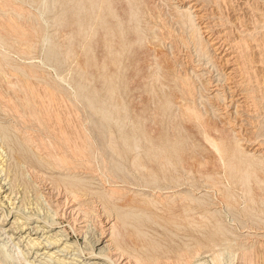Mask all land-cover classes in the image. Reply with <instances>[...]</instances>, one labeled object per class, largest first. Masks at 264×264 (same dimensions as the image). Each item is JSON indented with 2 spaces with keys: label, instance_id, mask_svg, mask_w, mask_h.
<instances>
[{
  "label": "rangeland",
  "instance_id": "obj_1",
  "mask_svg": "<svg viewBox=\"0 0 264 264\" xmlns=\"http://www.w3.org/2000/svg\"><path fill=\"white\" fill-rule=\"evenodd\" d=\"M25 1L0 0V53L3 55L0 54V182L4 181L2 184L8 183L12 190L15 189L12 194L17 208L20 205V209L25 212L57 217V225L64 224L72 237L71 241L81 247L86 244L84 240L95 242L98 237L101 238L102 233H108L109 237L111 230L115 231L110 244L118 245L119 250L114 249L111 254L110 260L113 263L109 260L106 264H264V0H199L204 6V20L210 21L213 28L216 26L214 29L217 34L221 31L220 34L225 35V47L237 43L236 49H229L230 53L236 50L235 53L239 55L241 52L240 62L246 63V67L245 64L241 66L245 67L248 75L245 69L241 75H237L239 83L243 81L241 84L244 86L240 84L242 90L239 91L244 90L246 94L252 89L256 94L251 91V94L247 93V102L250 103L246 102L245 107L236 104L229 107L230 121H233L234 127L238 126L235 128L238 129V137L234 134L236 130H231L228 118H223V122L216 121L217 125L225 129L229 155H232L236 147L235 139L239 138L243 148L259 157L258 162L248 158L247 154L234 152L237 156L233 160L234 168L225 167L218 160L198 124L183 118L181 108L176 109V105L167 106L159 99L165 98L169 90L176 89L179 94L178 87L185 85L181 81L190 79L189 85L195 84L196 89L194 94H188L189 101L206 111V117L219 112L214 107L223 106L221 100H210L207 97V92H211V89H207V78L210 76L207 77V73L214 72L217 78V71H209L202 77L192 72V67L196 69L200 63L207 61L206 55L202 54L205 46L195 43L194 31L181 27L175 21L178 15L172 0H169L170 3L168 0H131L138 13L135 17L130 15L128 0H122L123 4L120 0H114L115 12L119 14L123 28L131 33L127 41L133 42L136 39V17L142 29L140 33H145L142 36L146 38L141 45L136 43L134 47L127 46L116 62L117 67L110 54L111 50L105 45L104 30L91 18L88 4L81 14L80 24L73 14L76 0H73L75 4H70L69 0H46L48 4L43 0H27L29 3L26 1V4L23 3ZM47 6L49 11L46 10ZM40 13H45L43 16L47 18H42ZM60 13L63 16L58 25L59 20L53 18ZM109 19L115 27L114 34L119 33L120 28L116 27L118 19L115 16ZM53 21L57 24H53ZM6 28L10 31L9 35ZM17 29L23 31V35ZM70 31L74 42H70L66 34ZM94 32H97L96 36H93ZM188 32L192 34V39ZM25 33H29V36ZM47 33L48 38H45ZM241 38L246 41L243 42ZM69 42L72 46L68 45ZM238 42H241L240 45ZM115 45L122 46L120 42ZM247 49L249 51L246 52ZM49 51L53 53L50 55ZM154 55H159L158 60L167 66L169 63L171 68L168 74L164 72L166 77L163 74L159 80L153 79L156 69L153 65L156 60ZM178 61L185 65L181 66L183 73L173 68ZM105 64L109 69L104 70ZM139 64L142 69L136 72V65ZM83 68L87 73L83 72ZM111 74L119 81L114 95L111 94ZM245 76L250 77L249 82ZM25 79L29 80L28 83ZM191 80L193 82L190 84ZM177 93L174 96L176 99ZM85 95L92 99L97 108L109 109L112 107L109 105L118 102L119 111H112L108 118H102L99 112L93 110ZM251 95H255V102ZM139 118H145L143 121L145 124L147 122L152 135H162L161 138H155L157 144L163 145L166 142L169 145L168 151L176 148L172 153L173 158L182 155L186 160L185 165L177 163L176 167L169 169L171 166L160 164L154 153L148 151V142L143 139L140 141L143 146L136 149L138 138L134 136L131 124L136 121L139 124ZM111 132H114L116 148L112 144ZM136 132L140 133L139 130ZM213 134L218 136L216 131ZM257 146L258 150L255 149ZM136 153L141 154L146 169L133 164ZM240 155L247 157L255 167L247 168L240 160ZM64 156L70 163H65L67 160H64ZM151 156L153 161L149 160ZM174 161L177 162L176 159ZM112 188L118 192L114 196L103 197ZM172 188L177 189L173 194L172 191L164 192ZM74 193L78 195L74 196ZM71 203L74 204L70 206ZM75 207L72 211L71 208ZM114 208L129 214L118 216L119 211L116 212ZM20 215L24 220V215ZM37 220L31 219V225L43 224ZM112 224L116 226L111 228ZM117 230L122 236H118ZM0 237V243L6 244V251L14 253V256L22 248L25 249L24 241L15 244L18 238L13 241L9 236ZM77 255H81V259H94L86 258L76 248L67 257L72 259L74 256L75 261Z\"/></svg>",
  "mask_w": 264,
  "mask_h": 264
},
{
  "label": "bare ground",
  "instance_id": "obj_2",
  "mask_svg": "<svg viewBox=\"0 0 264 264\" xmlns=\"http://www.w3.org/2000/svg\"><path fill=\"white\" fill-rule=\"evenodd\" d=\"M7 1H10V0H7ZM16 1H18V0H16ZM27 1V0H26ZM26 1L25 2H23V3H25L26 4ZM43 1H45L46 3H47V1L46 0H43ZM43 1H42V3H43ZM59 1V0H58ZM116 1V0H115ZM120 1H122V0H120ZM125 1V0H124ZM171 1V0H170ZM170 1L168 0V2L170 3ZM21 2H22V0H21ZM44 2V3H45ZM69 2H70V4L72 3V2H74V4H75V1H73V0H69ZM138 2V1H137ZM5 4H6V2H4ZM13 3V2H12ZM20 3V2H19ZM19 3H17V4H19ZM23 3H21V4H23ZM27 3H29L28 1H27ZM42 3H40V4H42ZM43 3V4H44ZM57 3V2H56ZM127 3H129V7H130V15H131V17H135L138 13H137V11L136 10H134V7H136V6H134L133 7V1H131V0H128L127 1ZM135 3H136V1H135ZM139 3H141L140 1H139ZM172 5H174V9H175V12L177 13V20L175 19V21H178L180 24H181V27H187V28H190L191 30H192V32H193V35H194V33L196 34V40H197V42H195L196 44H198V45H201V44H204V46H205V50L203 49L202 50V54L203 55H206V57H207V61L205 62V63H200L199 64V67L198 66H196V69H195V67H192V72L196 75V76H199V77H202V76H204L207 72H209L210 71V73H211V71H213V70H215V71H217V75H218V77L217 78H215V76L213 75V73L212 74H208L207 73V77H208V75H210L208 78H207V89H208V91H209V89H211L210 91L211 92H207V97L211 100V98H216V99H219V100H221V108H219V106L218 107H214L216 110H218L219 112H215V113H213L212 114V116L211 117H206V111H203V110H201L200 108H198V107H196L194 104H191L190 103V101H189V96L190 95H192V94H194V90L196 89V86L194 87V85H193V83L191 84V82H193L192 80L190 81V84L191 85H193V86H191V85H189V80L190 79H188V81L186 82L185 80L184 81H181V82H183L185 85H183V83H182V85L183 86H185V87H183V86H179L178 88H179V90H178V92H179V94L175 91V90H169V92H166V97L165 98H162V97H159V99L161 100V101H164L166 104H167V106L168 105H172V106H177V108L176 109H178V108H181L182 110L181 111H183L182 112V116H183V118L184 117H186V120H190V121H194V123H197L198 124V126H199V130H200V132L202 133V135L205 137L204 139H206L208 142H209V146H211L212 148H213V150L216 152V154H217V157L219 158L218 160H220L222 163H223V165L225 166V167H230V168H234L235 167V164H234V159L237 157L235 154H234V152H236V153H240V154H247V155H249L248 156V158H251L252 160H256V161H258L259 162V157L257 156V155H254V152H252V151H250V150H246L245 148H243L242 147V145H241V143L239 142V138H236L235 140H236V147H235V149L233 150L234 152L232 153V155H229V153H228V145L225 143V140H226V138H227V136L225 135V133H224V130H223V126L222 125H217L216 124V121H219V122H223V118H228L229 120V123L231 124V130L233 131L235 128H237V127H234V125H233V121L231 122L230 121V117L231 116H229L230 114H231V112H229V109L231 108V106L232 105H234V104H236V105H238V106H244L245 104H246V102H247V97H248V92L250 93V91L252 90H250L249 88L250 87H247L250 91H248L246 88H244V89H246L248 92H246V94L245 93H243L244 92V90L241 92V91H239V90H242V89H240L239 88V85L243 82L242 81V79H239V80H241L242 82L241 83H239V81H238V78H237V75H241L243 72H244V70L243 69H245V67H246V63H243L242 62V64H245L244 66V68H242V64H241V62H240V56H241V52L239 53V55H238V53H235L236 52V50H233L231 53H230V48L232 47L233 49L235 48L236 49V42H235V45H233V43L231 44V46H229L228 48L227 47H225V41L227 40L226 39V37H224V36H222V34L223 33H221L220 34V32H219V34H217L216 32H215V27L213 28V25L211 24V22L209 23L208 22V20L207 21H205L204 20V18H205V16H204V11L202 12V7H204L203 6V4H201L200 2H199V0H176V1H174V0H172ZM216 3V2H215ZM9 4H11V3H9ZM16 4V5H17ZM31 4V3H30ZM29 4V5H30ZM48 4V3H47ZM70 4L68 5V6H70ZM87 4H88V6H89V9H90V16H91V18H93L94 19V21L96 22V23H99V25H101V27L103 28V36L105 37V45L108 47V49L109 50H111V52H110V54L114 57V65L117 67L118 66V63H116L119 59H120V55H121V53H122V51L124 52L125 51V49H126V47L127 46H129V47H134L135 46V44L136 43H138V45H141V43L142 42H144V39L146 40V38H144L143 39V34H145V33H143V34H141L140 33V31L142 30L141 29V26H140V22H139V19L136 17V18H134L135 19V21H136V24H135V33H136V39H135V41H133V42H131V41H127L128 40V38H129V36H130V32H128V31H126V29H124L123 28V26H124V24H123V22L121 21V20H119V14H117L116 12H115V8H116V6H115V4H114V0H76V4L74 5V7H73V9H75L74 10V12H73V14H75L76 16H77V19H76V21L77 22H79L80 24H81V14L87 9ZM122 4H123V1H122ZM219 4V3H218ZM12 5V4H11ZM20 5V4H19ZM18 5V6H19ZM34 5V4H33ZM62 5V4H61ZM67 5V4H66ZM136 5V4H135ZM170 5V4H169ZM171 5V6H172ZM39 6H41V5H39ZM45 6H46V4H45ZM123 6V5H122ZM127 6V5H126ZM125 6V7H126ZM139 6V5H138ZM209 6H211V5H209ZM11 7V6H10ZM24 7H25V5H24ZM32 7V6H31ZM206 7H207V5H206ZM19 8H20V6H19ZM118 8H119V6H118ZM172 8V9H173ZM212 8V7H211ZM12 9V8H11ZM23 9V8H22ZM39 9H41V8H39ZM44 9H45V7H44ZM61 9H62V7H61ZM122 9V8H121ZM126 9V8H125ZM16 10V9H15ZM31 10V9H30ZM46 10H48L49 11V9H48V6H47V8H46ZM64 10V9H63ZM123 10V9H122ZM129 10V9H128ZM218 10V9H217ZM37 11V10H36ZM44 11V10H43ZM208 11V10H207ZM211 11V10H210ZM27 12V11H26ZM31 12V11H30ZM29 12V13H30ZM120 12H121V10H120ZM174 12V13H175ZM23 13V12H22ZM28 13V12H27ZM46 13H47V11H46ZM123 13V12H122ZM32 14V13H31ZM41 14V13H40ZM45 13H42L41 14V17L42 18H44L45 16H43ZM64 14V13H63ZM66 14V13H65ZM26 15V14H25ZM206 15V14H205ZM209 15V14H208ZM223 15V14H222ZM63 16V15H62ZM62 16H61V13L60 14H58V15H55L54 16V18L53 19H57V20H59V19H61L62 18ZM110 16H115L117 19H118V21H119V23H117V25H116V27H118V28H120V30L118 31L119 33H115L114 34V29L113 28H115L112 24H111V21H110V19H109V17ZM228 16V15H227ZM50 17V16H49ZM16 18V17H15ZM47 17H45V19H46ZM164 18V17H163ZM9 19V18H8ZM7 19V20H8ZM13 19V18H12ZM44 19V20H45ZM65 19H67V18H65ZM159 19V18H158ZM209 19V18H208ZM219 19V18H218ZM14 20V19H13ZM19 19H17V21H18ZM21 20V19H20ZM42 20V19H41ZM49 20H51V19H49ZM56 20V21H57ZM62 20V19H61ZM61 20H59V21H57V23L58 22H61ZM11 21V20H10ZM17 21H15V24H17V25H19L18 24V22ZM24 21V20H23ZM47 21V20H46ZM56 21H53V22H55V23H53V24H57L56 23ZM6 22V21H5ZM17 22V23H16ZM33 22V21H32ZM49 22V21H48ZM65 22V21H64ZM64 22H63V24H64ZM221 22V21H220ZM21 23H22V20H21ZM24 23H26V22H24ZM91 23V22H90ZM93 23V22H92ZM213 23V22H212ZM230 23H231V21H230ZM3 24H5V23H3ZM9 25L11 24V22L10 23H8ZM13 24H14V22H13ZM12 24V25H13ZM47 24V23H46ZM63 24H62V26H63ZM131 24V23H130ZM171 24V23H170ZM180 24H179V26H180ZM221 24V23H220ZM2 25V24H1ZM21 25V24H20ZM58 25H59V23H58ZM113 27H112V26ZM231 25V24H230ZM16 26V25H15ZM15 26H13V27H15ZM24 25L22 24V27H23ZM65 26V25H64ZM63 26V27H64ZM90 26H91V24H90ZM89 26V27H90ZM174 26V25H173ZM235 26V25H234ZM1 27V26H0ZM4 27H6V25L4 26ZM21 27V26H20ZM95 27V26H94ZM170 27V26H169ZM239 27V26H238ZM9 28V27H8ZM11 28H12V26H11ZM15 28H18V26L17 27H15ZM69 28V27H68ZM93 28V27H92ZM174 28V27H173ZM224 28V27H223ZM236 28V27H235ZM1 29V28H0ZM5 29V28H4ZM20 30L22 29V28H19ZM26 29V28H25ZM66 29V28H65ZM182 29V28H181ZM186 28H184V30H185ZM189 29V30H190ZM12 30V29H11ZM18 30V29H17ZM24 30V29H23ZM93 30V29H92ZM175 30V29H174ZM190 30V31H191ZM247 30H248V28H247ZM1 31V30H0ZM6 31H7V35H9V32L10 31H8L7 30V28H6ZM19 31V30H18ZM65 31V30H64ZM69 31V30H68ZM181 31V30H180ZM183 31V30H182ZM181 31V32H182ZM186 31V30H185ZM251 31V30H250ZM2 32H3V30H2ZM5 32V31H4ZM19 32H21V31H19ZM28 32V31H27ZM170 32V31H169ZM184 32V31H183ZM253 32V31H252ZM17 33V32H16ZM15 33V34H16ZM22 33H24L23 31L21 32V33H19V34H22ZM187 33V32H186ZM189 33V32H188ZM1 34V33H0ZM5 34V33H4ZM11 34V33H10ZM12 34H13V31H12ZM18 34V33H17ZM26 35H28L27 33H25ZM67 34V36H68V39L70 40V42H72L73 41V36H72V33H71V31L68 33H66ZM170 34V33H169ZM182 34V33H181ZM23 35V34H22ZM49 34L47 33V35L45 36V38L48 36ZM65 35V34H64ZM97 35V32H94L93 33V36H96ZM174 35V34H173ZM173 35H170V36H173ZM189 35H191V39H192V34L191 33H189ZM3 36V35H2ZM25 36V35H24ZM29 36V35H28ZM31 36V35H30ZM146 36V35H145ZM184 36H185V34H184ZM183 36V37H184ZM233 36V35H232ZM236 36V35H235ZM244 36V35H243ZM15 37H17V35L15 36ZM23 37V36H22ZM224 37V38H223ZM248 37V36H247ZM26 38V37H25ZM28 38V37H27ZM27 38H26V40H27ZM44 38V39H45ZM48 38V37H47ZM163 38H165V37H163ZM245 38V37H244ZM17 39V38H16ZM30 39V38H29ZM72 39V40H71ZM142 39H143V41H142ZM166 39V38H165ZM173 39V38H172ZM194 39V38H193ZM238 39H239V37H238ZM242 39V38H241ZM34 40V39H33ZM47 40V39H46ZM243 40V39H242ZM242 40H241V42H242ZM1 41H2V39H1ZM20 41H21V39H20ZM27 41H29V40H27ZM31 41V40H30ZM193 41V40H192ZM237 41V40H236ZM246 41V40H245ZM244 40H243V42H245ZM50 42V41H49ZM70 42L68 43V45H70ZM74 42V41H73ZM94 42V41H93ZM117 42H120L121 44H122V46H116L115 44L117 43ZM164 42V41H163ZM174 42H175V40H174ZM230 42H232V41H230ZM240 42V43H241ZM242 42V43H243ZM23 43V42H22ZM28 43V42H27ZM239 43V42H238ZM240 43H239V45H240ZM33 44V43H32ZM67 44V43H66ZM75 44V43H74ZM73 44V45H74ZM174 44V43H173ZM230 43H228V45H229ZM245 44H247V43H245ZM244 44V45H245ZM53 45V44H52ZM143 45V44H142ZM189 45V44H188ZM1 46H3L2 44H1ZM29 46V45H28ZM70 46H72V45H70ZM175 46H177L176 44H175ZM202 46V45H201ZM247 46V45H246ZM249 46V45H248ZM26 47V46H25ZM32 47V46H31ZM67 47H69V46H67ZM66 47V48H67ZM75 47V46H74ZM83 47V46H82ZM138 47V46H137ZM200 47V46H199ZM237 47H240V46H237ZM241 47H243V46H241ZM30 48V47H29ZM71 48H73V47H71ZM187 48V47H186ZM190 48V47H189ZM231 48V49H232ZM245 48V47H244ZM246 48H248V47H246ZM22 49H24V48H22ZM26 49V48H25ZM75 49V48H74ZM156 49V48H155ZM180 49V48H179ZM201 49V48H200ZM238 49H240V50H242L241 48H238ZM73 49H71L70 51H72ZM113 50V51H112ZM168 50V49H167ZM176 50V49H175ZM23 51V50H22ZM48 51V50H47ZM75 51H76V49H75ZM155 50L153 49V52H154ZM161 51H162V49H161ZM173 51V50H172ZM188 51H189V49H188ZM201 51V50H200ZM246 52L247 51H249L248 49L247 50H245ZM244 51V52H245ZM164 52H166V51H164ZM191 52V51H190ZM25 53V52H24ZM53 53V52H52ZM51 53V54H52ZM72 53H73V51H72ZM72 53H70V56L72 55ZM75 53V52H74ZM155 53V52H154ZM153 53V54H154ZM161 53V52H160ZM250 53V52H249ZM1 55H2V53H0ZM49 54H50V51H49ZM49 54H47L48 56H49ZM50 54V55H51ZM163 54V53H162ZM251 54H252V52H251ZM260 55V54H259ZM3 56V55H2ZM53 56V55H52ZM74 57H75V55H73ZM155 56V55H154ZM167 56V55H166ZM175 56V55H174ZM192 56V55H191ZM244 56H245V54H244ZM243 56V57H244ZM246 56H248V55H246ZM245 56V57H246ZM51 57V56H50ZM72 57V56H71ZM99 57H100V55H99ZM141 57V56H140ZM156 57V60L154 61V63H153V65H155L156 66V69H155V71H154V77H153V79H156V80H159V79H161L162 77H163V74H164V76L166 77V74L164 73V72H167V74L169 73V71H170V67H169V63H168V66L167 65H164L161 61H159L158 60V57H159V55H157V56H155ZM172 57H173V55H172ZM242 57V58H243ZM102 58V57H101ZM163 58V57H162ZM181 58V57H180ZM100 59V58H99ZM150 59V58H149ZM175 59H177V58H175ZM2 60H5L4 59V57H2ZM143 60V59H142ZM141 60V61H142ZM150 60H152V58L150 59ZM164 60V59H163ZM191 60V59H190ZM190 60H188V63H189V61ZM244 59H242V61H243ZM249 60V59H248ZM140 61V60H139ZM169 61V60H168ZM168 61H166V62H168ZM175 61V60H174ZM183 61V60H182ZM185 61V60H184ZM258 61V60H257ZM143 62V61H142ZM170 62V61H169ZM245 62V61H244ZM255 62V61H254ZM261 62V61H260ZM78 63V62H77ZM140 63V62H139ZM149 63V62H148ZM147 63V64H148ZM192 63V62H191ZM259 63V62H258ZM1 64V63H0ZM82 64V63H81ZM152 64V63H151ZM190 64V63H189ZM189 64H187V65H189ZM210 64V65H209ZM251 64V63H250ZM170 65H172L171 63H170ZM175 66L173 67L174 69H177V71H180L181 70V66L182 67H184L185 65H184V63L183 62H179L178 61V63H176V64H174ZM209 65V66H208ZM252 65H253V63H252ZM83 66H84V64H83ZM137 66V68H136V72H139V71H141V69H142V65L141 64H139V65H136ZM154 66V67H155ZM114 67V66H113ZM198 67V68H197ZM210 67H212V70L210 69ZM255 67V66H254ZM79 68L80 69H82L81 68V66H79ZM103 68H104V70L105 69H109V66L108 65H104L103 66ZM189 68V66L188 67H186L184 70H185V72H184V75H186V73H187V69ZM154 68H152V70H153ZM19 70V69H18ZM31 70V69H30ZM205 70H207V71H205ZM249 70V69H248ZM33 71V70H32ZM37 71V70H36ZM145 71V70H144ZM182 71V70H181ZM16 72V71H15ZM83 72H85V73H87V70L86 69H84L83 68ZM135 72V73H136ZM246 72H248V71H246V69H245V73ZM19 73V72H18ZM24 73V72H23ZM133 73V72H132ZM143 73H145V72H143ZM182 73H183V71H182ZM20 74H21V72H20ZM142 74V73H141ZM247 75H248V73H246ZM245 74V75H246ZM140 75V74H139ZM144 75V74H143ZM171 75V74H170ZM188 75V74H187ZM246 75V76H247ZM102 76V75H101ZM138 76V75H137ZM136 76V77H137ZM147 76V75H146ZM168 76V75H167ZM173 76V75H172ZM244 76V75H243ZM242 76V77H243ZM246 76H245V78H246ZM139 77V76H138ZM171 77V76H170ZM241 77V76H240ZM110 78H111V80H110V85H111V90H112V92H111V94L112 95H114L115 94V92H116V89L119 87V81H118V79H116V78H114L113 76H112V74L110 75ZM144 78V77H143ZM176 78H178L177 76H176ZM180 78V77H179ZM187 78H189V77H187ZM205 78V77H204ZM248 78H250L249 76H248ZM248 78H246V79H248ZM256 78H257V76H256ZM115 79V80H114ZM171 79V78H170ZM246 79H244V81H246V83H247V80ZM24 80V79H23ZM26 81H27V83H28V81L29 80H27V79H25ZM142 80V79H141ZM146 80V79H145ZM180 80H182V79H180ZM256 80V79H255ZM258 80V79H257ZM26 81H24V82H26ZM248 82H249V79H248ZM27 83H25L24 85L26 86V84ZM245 83V82H244ZM210 86H212L211 88L209 87V85ZM250 84V83H249ZM253 84V83H252ZM31 85V84H30ZM108 85V84H107ZM180 85V84H179ZM242 85V84H241ZM206 86V85H205ZM205 86H204V88H205ZM243 86V85H242ZM247 86H249V85H247ZM28 87H29V85H28ZM192 87V88H191ZM244 87V86H243ZM246 87V86H245ZM252 87V86H251ZM254 87V86H253ZM30 88V87H29ZM171 88V87H170ZM78 89V88H77ZM29 89H27V91H28ZM34 90V89H33ZM107 90H109V87H108V89ZM78 91V90H77ZM204 91V90H203ZM29 92H31V90H29ZM109 92V91H108ZM150 92V91H149ZM251 92H253V91H251ZM34 93H35V91H34ZM77 93V92H76ZM110 93V92H109ZM108 93V94H109ZM148 93V92H147ZM178 94V98L176 99V97H174L175 96V94ZM205 93V92H204ZM236 93L237 94H239L240 93V95H236ZM254 94H255V91L253 92ZM31 94V93H30ZM74 94V93H73ZM151 94V93H150ZM152 94H153V92H152ZM152 94H151V96H152ZM188 94H189V96H188ZM198 94V93H197ZM251 94V93H250ZM147 95V94H146ZM154 95V94H153ZM236 95V96H235ZM256 95V94H255ZM255 95L253 96V95H251L252 97H254V98H252L251 96H249V97H251L252 99H254V102L257 100L256 99V97H255ZM263 95V94H262ZM156 96V95H155ZM33 97V96H32ZM85 97H86V99H87V101H88V103L91 105V107L93 108V110L95 111V112H99L100 113V115H101V117L102 118H108L109 117V114L110 113H112V111H119V103L118 102H115V103H113V104H111V105H109V106H112L111 108H109V109H107V108H104V107H101V108H97V107H94V105H93V102H92V99H90L88 96H86L85 95ZM112 97H114V96H112ZM198 97V96H197ZM27 98V97H26ZM213 99V100H214ZM256 99V100H255ZM179 100V101H178ZM251 100V99H250ZM181 101V102H180ZM208 101V100H207ZM252 101V100H251ZM261 101V100H260ZM35 102V101H34ZM211 102V101H210ZM248 103V102H247ZM250 103V102H249ZM248 103V104H249ZM252 103V102H251ZM257 103V102H256ZM215 104V103H214ZM219 104V103H218ZM252 104H254V103H252ZM247 105V104H246ZM255 105V104H254ZM136 106V105H135ZM238 106H237V108H238ZM230 107V108H229ZM233 107V106H232ZM245 107V106H244ZM40 108V107H39ZM154 108V107H153ZM156 108V107H155ZM222 108L224 109L223 111H220V110H222ZM122 109H125V107H122ZM244 109V108H243ZM23 111V110H22ZM260 111V110H259ZM158 112V111H157ZM40 113V112H39ZM154 113V112H153ZM184 113V114H183ZM233 113H234V111H233ZM158 114V113H157ZM255 114V113H254ZM185 115V116H184ZM258 115V114H257ZM141 116V115H140ZM181 116V115H180ZM182 116H181V118H182ZM209 116V115H208ZM238 117V116H237ZM250 117V116H249ZM158 118V117H157ZM183 118H182V120H183ZM145 119V118H144ZM143 119V120H144ZM180 119V118H179ZM253 119V118H252ZM143 120H141L140 118L138 119V121H139V124L137 123V121L136 122H133L132 124H131V127H132V129L134 130V136H136L137 138H138V140H137V142L135 143V147H136V149H138V148H140V147H142L143 146V144H140V141L143 139L144 141H146V142H148V147H147V149H148V151L149 152H153L154 153V156L156 157V160H158L159 161V163L160 164H162V165H168V166H171V168H169V169H173L172 167H176V165H177V163H181V164H183V165H185V159L182 157V155H179V156H177V158H173V151H175L176 150V148H173V149H171L170 151H168V144L166 143V142H163V145H161V144H157V142L155 141L156 139L155 138H161L162 137V135H160V134H154V135H152V132H150L149 131V127H148V125H146L147 124V122H146V124L144 123V121ZM159 120V119H158ZM225 120V119H224ZM240 120V119H239ZM249 120V119H248ZM247 120V121H248ZM153 121V120H152ZM244 121V120H243ZM243 121H241L242 123H243ZM254 121V120H253ZM154 122V121H153ZM157 122V121H156ZM183 122V121H182ZM159 122H157V124H158ZM236 123H237V121H236ZM239 123V122H238ZM237 123V124H238ZM246 123V122H245ZM255 123V122H254ZM137 124L139 125V126H137ZM181 124V123H180ZM247 124V123H246ZM252 124V123H251ZM226 125H229V124H227V122H226ZM172 126V125H171ZM230 126V125H229ZM152 127V126H151ZM155 128V127H154ZM154 128H153V130H154ZM226 128V127H225ZM161 129V128H160ZM172 129V128H171ZM170 129V130H171ZM253 129V128H252ZM136 130L138 131H140V133L138 134L137 132H136ZM229 130V129H228ZM236 130V129H235ZM155 131H156V129H155ZM175 131V130H174ZM213 131H216V132H218V136H216V135H214L213 134ZM226 133H227V131H225ZM233 133V132H232ZM236 136L239 134L238 133V129L236 130V132L234 133ZM252 134V133H251ZM111 135H112V137H113V140H112V144H113V146L116 148V141L114 140V132H111ZM175 135V134H174ZM182 135V134H181ZM228 135V134H227ZM235 136V137H236ZM172 137H173V135H172ZM238 137V136H237ZM176 138V137H175ZM205 140V141H206ZM252 140V139H251ZM167 141H169V139L167 140ZM7 143V142H6ZM118 144V143H117ZM127 144V143H126ZM3 145V144H2ZM244 145V144H243ZM258 148H259V146H257V147H255V149H257L258 150ZM99 149V148H98ZM187 150H189V149H187ZM209 150V149H208ZM61 151V150H60ZM190 151V150H189ZM260 151V150H259ZM186 153V152H185ZM197 153H199V152H197ZM1 154V153H0ZM214 154V153H213ZM82 155V154H81ZM201 155V154H200ZM61 156V155H60ZM150 156V155H149ZM70 157V156H69ZM235 157V158H234ZM0 158H2L1 156H0ZM59 158H61V157H59ZM95 158V157H94ZM186 158V157H185ZM239 158V157H238ZM247 157H244L243 155L241 156L240 155V160L241 161H243L245 164H246V167L247 168H250V167H255L250 161H249V159H248ZM174 159H176L177 160V162H175L174 161ZM63 160V159H62ZM64 160L66 161L65 163H70L69 161H68V159H66L65 158V156H64ZM150 161H153L154 159H153V157L151 156L150 157V159H149ZM3 161V160H2ZM188 161H189V159H188ZM201 161V160H200ZM63 162V161H62ZM132 162H133V164H136V165H140L141 167H144L145 169L147 168V166H146V162L142 159V157H141V154H135L134 156H133V160H132ZM192 162V161H191ZM202 162V161H201ZM2 163V162H1ZM5 163V162H4ZM189 163V162H188ZM203 163V162H202ZM243 164V163H242ZM222 165V164H221ZM1 167V166H0ZM164 167V166H163ZM166 167V166H165ZM1 169V168H0ZM166 169H168L167 167H166ZM5 170V169H4ZM232 170V169H231ZM9 171V170H8ZM227 171V170H226ZM228 171H229V169H228ZM6 174V173H5ZM10 174V173H9ZM8 174V175H9ZM6 177V176H5ZM115 177V176H114ZM0 180H1V178H0ZM10 180V179H9ZM228 180V179H227ZM19 181V180H18ZM119 181V180H118ZM121 181V180H120ZM4 182V181H3ZM2 182V183H3ZM73 182V181H72ZM76 182V181H75ZM122 182V181H121ZM1 182H0V236H3V235H5V237H11L12 238V240L14 241V240H16L17 238H18V240L17 241H15V244H18V243H20V241L22 240V241H24V248L26 249H24L23 250V248L21 249V251H20V253L17 255V256H14V253H11V252H8V251H6V249H5V246H6V244H2V243H0V264H14V263H17V264H106L107 262H110L111 260V257H112V252H114L113 250L115 249V251L116 250H119V247H118V245L117 246H111V244H110V242L112 241V236H113V234L115 233V231H112L111 230V235L109 236V237H107L108 236V233L107 234H104V233H102V235H100L101 236V238L99 239V237L95 240V242L94 241H92L91 239H89V240H84L85 242H86V246L84 245V246H80L79 244L77 245H75V241L74 242H72L71 241V239H72V237L69 235L70 233L69 232H67L66 231V227H64V224H59V225H57V223H58V220H57V217H55V216H52V217H49L48 215H45L44 214V216H39V215H36V212H34L35 214H33V211H32V213L30 212H28V211H24V210H21L22 208L20 207V205H19V209L17 208L18 206L17 205H15V200H14V195L12 194L13 193V191L15 190V189H11V186H8L7 184L6 185H4V184H2ZM69 183H71V182H69ZM68 183V184H69ZM78 183V182H77ZM9 184H10V182H9ZM12 184V183H11ZM68 184H67V186H68ZM116 184V183H115ZM79 185H81V184H79ZM109 185V184H108ZM130 185V184H129ZM6 186H8V187H6ZM15 186V185H14ZM76 186V185H75ZM82 186V185H81ZM18 187V186H17ZM73 187V186H72ZM72 187H71V189H72ZM77 187V186H76ZM76 187H74L75 189H76ZM77 188H79V187H77ZM82 188V187H81ZM177 188V187H176ZM210 188V187H209ZM213 188H216V187H213ZM219 189V188H218ZM74 190V189H73ZM175 190H177V189H169V190H164V192H167V191H172V194H173V192L175 191ZM208 190H210V189H208ZM212 190H214V189H212ZM76 191H78V190H76ZM158 191V190H157ZM161 191V190H160ZM118 191L116 190V189H113L112 188V190L111 191H106L105 193L106 194H104V196L103 197H111V196H114L116 193H117ZM64 193H65V191H64ZM69 193H70V191H69ZM84 193V192H83ZM121 193V192H120ZM163 193V192H162ZM161 193V194H162ZM178 193H180V192H178ZM251 193V192H250ZM16 194V193H15ZM41 194V193H40ZM75 194L76 193H74V196H75ZM171 194V195H172ZM175 194V193H174ZM182 194V193H181ZM181 194H179V195H181ZM76 195H78V194H76ZM163 195V194H162ZM168 195V194H167ZM170 195V194H169ZM168 195V196H169ZM170 195V196H171ZM220 195V194H219ZM22 196V195H21ZM26 196V195H25ZM40 196V195H39ZM91 196V195H90ZM121 195H119V197H120ZM173 196V195H172ZM176 196V195H175ZM250 196H251V194H250ZM18 197V196H17ZM76 197H78V196H76ZM106 197V198H107ZM118 197V198H119ZM120 198H122V196L120 197ZM176 198V197H175ZM175 198H173V199H175ZM186 198H188V196L186 197ZM220 198V197H219ZM25 199V198H24ZM29 199V198H28ZM73 199H75V198H73ZM112 199H114V198H112ZM117 199V198H116ZM131 199V198H130ZM172 198H170V200H171ZM78 200V199H77ZM118 200L119 199H117L116 201L118 202ZM17 201V200H16ZM21 201H23V199L21 200ZM60 201V200H59ZM114 201V200H113ZM174 201H176V200H174ZM18 202V201H17ZM29 202V201H28ZM51 202V201H50ZM66 202V201H65ZM70 202V201H69ZM89 202V201H88ZM6 203H8V205H5ZM24 203V202H23ZM31 204V203H30ZM32 204H33V202H32ZM64 204V203H63ZM74 203H71V205L70 206H72ZM110 204H112V203H110ZM22 205V204H21ZM67 205V204H66ZM113 205V204H112ZM7 206V207H6ZM34 206V205H33ZM33 206H32V208H33ZM6 207V208H5ZM23 207V209H24V205L22 206ZM56 207V206H55ZM74 207V206H73ZM115 207V206H114ZM7 208H9V209H7ZM21 208V209H20ZM74 209H76V207L75 208H71V210L73 211ZM25 210H28V209H25ZM37 210V209H36ZM35 210V211H36ZM56 210V209H55ZM69 210V209H68ZM85 210V209H84ZM108 210V209H107ZM114 210L116 211V210H118L117 208H114ZM25 213H24V212ZM30 211V210H29ZM81 211V210H80ZM119 211V210H118ZM123 211V210H122ZM79 212V211H78ZM117 212V211H116ZM126 212V211H125ZM120 212L119 211V213L117 214L118 216H121V215H124V214H129L128 212ZM22 214V215H24V220L23 219H21L20 217H21V215L20 214ZM48 213V212H47ZM54 213H56V212H54ZM85 214V213H84ZM54 215H58V214H54ZM78 215V214H77ZM13 217V218H12ZM23 217V216H22ZM13 220H12V219ZM36 218H38V220L37 221H40V222H42L43 224H39L38 225V223L36 224V225H31V222H33V221H31V219H36ZM117 218V217H116ZM12 221H11V220ZM122 219V218H121ZM88 221V220H87ZM121 221V220H120ZM85 224V223H84ZM122 224V223H121ZM115 226H116V224H114ZM115 226H113V224L111 225V228H114ZM122 226H123V224H122ZM124 227V226H123ZM110 228V227H109ZM110 228V229H111ZM254 228V227H253ZM109 229V230H110ZM116 229V228H115ZM117 229H118V227H117ZM261 229V228H260ZM114 230V229H113ZM244 230V229H243ZM242 230V231H243ZM246 230H251V228L250 229H246ZM254 230V229H253ZM118 231V230H117ZM116 231V232H117ZM257 231V230H256ZM122 232V231H121ZM126 232V231H125ZM142 233V232H141ZM262 235H264V234H262ZM118 236H122V235H120V233H119V231H118ZM263 237V236H262ZM123 238V237H122ZM0 239H1V237H0ZM263 239V238H262ZM94 240V239H93ZM104 241V243L102 244V242ZM120 243V242H119ZM102 244V245H101ZM262 244V243H261ZM115 245V244H114ZM20 248V247H19ZM75 248L78 250V252H81L82 254H84V255H86L85 257L86 258H94L93 260H88V259H85V258H83V259H81V258H79V257H81V255H77V257H76V260L74 261L73 260V258H74V256H72L73 258L71 259H68V257H67V254H69V253H71L73 250H75ZM188 249V248H187ZM195 249V248H194ZM200 250V249H199ZM75 253V255H76V252H73L72 254H74ZM184 253V252H183ZM189 253V252H188ZM194 253V252H193ZM193 253L192 254H190V255H193ZM246 253V252H245ZM185 255H188V254H186L185 253ZM219 256V255H218ZM218 256H216V258L218 257ZM32 257H34L33 259H32ZM118 257V256H117ZM131 257V256H130ZM38 258H40V259H38ZM126 258V257H125ZM185 258V257H184ZM187 258H188V256H187ZM216 258L214 259V260H216ZM75 259V258H74ZM98 259H104V260H102V261H99ZM121 259V258H120ZM37 260H38V262H37ZM44 260V261H43ZM73 260V261H72ZM108 260V261H107ZM110 260V261H109ZM128 260H130V259H128ZM158 260V259H157ZM189 260V259H188ZM139 261V260H138ZM191 261V260H190ZM249 261V260H248ZM112 262V261H111ZM158 262V261H157ZM113 263V262H112ZM116 263V262H115ZM127 263V262H126ZM129 263V262H128ZM117 264V263H116ZM137 264H139V263H137ZM189 264H191V262L189 263ZM252 264V263H251Z\"/></svg>",
  "mask_w": 264,
  "mask_h": 264
}]
</instances>
